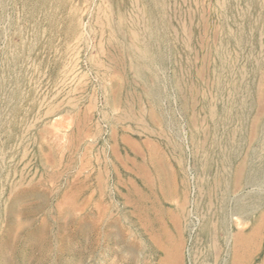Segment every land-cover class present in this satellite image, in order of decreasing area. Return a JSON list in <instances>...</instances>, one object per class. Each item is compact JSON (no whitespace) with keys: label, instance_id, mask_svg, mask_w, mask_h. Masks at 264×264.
Listing matches in <instances>:
<instances>
[{"label":"rangeland","instance_id":"rangeland-1","mask_svg":"<svg viewBox=\"0 0 264 264\" xmlns=\"http://www.w3.org/2000/svg\"><path fill=\"white\" fill-rule=\"evenodd\" d=\"M118 115L173 167L170 227L135 200L87 221L45 189L61 119L99 124L109 154ZM263 204L264 0H0V264H252L238 237Z\"/></svg>","mask_w":264,"mask_h":264},{"label":"crops","instance_id":"crops-1","mask_svg":"<svg viewBox=\"0 0 264 264\" xmlns=\"http://www.w3.org/2000/svg\"><path fill=\"white\" fill-rule=\"evenodd\" d=\"M60 122L61 143H50L41 163L45 189L53 185L63 192L58 206L71 199L75 203L69 206L82 209L85 220L117 223L131 212L135 200L134 214L141 223L170 227L177 213L165 202L177 198L178 190L175 172L158 140L142 135L140 126L118 115L111 118L108 154L99 124L78 116ZM242 222L253 226L238 237L243 249L244 239L251 241L247 263L264 264V204Z\"/></svg>","mask_w":264,"mask_h":264},{"label":"bare ground","instance_id":"bare-ground-1","mask_svg":"<svg viewBox=\"0 0 264 264\" xmlns=\"http://www.w3.org/2000/svg\"><path fill=\"white\" fill-rule=\"evenodd\" d=\"M139 36V35H138ZM137 40V39H136ZM142 49V48H141ZM147 49V47L145 48V50ZM138 50H140L139 48H138ZM147 50H149V49H147ZM150 51V50H149ZM139 54V53H138ZM145 55V54H144ZM151 55V54H150ZM142 57H143V55H142ZM145 57V56H144ZM143 57V58H144ZM149 59H150V57H149ZM24 64V63H23ZM25 65V64H24ZM26 67H27V64H26ZM31 67V66H30ZM28 68V67H27ZM70 72V71H69ZM64 75H67V74H64ZM71 75V74H70ZM69 75V76H70ZM71 77V76H70ZM64 78V77H63ZM68 79H69V77H68ZM67 80V79H66ZM63 81L65 82V80L63 79ZM62 82V81H61ZM59 83V82H58ZM60 84H62V83H60ZM35 85H36V83H35ZM64 85V84H63ZM66 85V84H65ZM61 87H62V85H60ZM40 87V86H39ZM54 87V86H53ZM52 87V88H53ZM56 87H57V85H56ZM65 87V86H64ZM64 87H63V89H64ZM55 88V87H54ZM54 88H53V90H54ZM66 89V88H65ZM58 90V89H57ZM48 99V101L50 100L49 98H47ZM47 101V102H48ZM40 102V101H39ZM50 102V101H49ZM41 103V102H40ZM48 103H46V105H47ZM50 104V103H49ZM48 104V105H49ZM41 105H43V104H41ZM41 105H39L40 107H41ZM29 126V125H28ZM28 127H26V129H27ZM29 129V128H28ZM28 131V130H27ZM179 210H181V209H179ZM179 212H181V211H179ZM188 212V211H187ZM181 214V213H180ZM183 214H184V212H183Z\"/></svg>","mask_w":264,"mask_h":264}]
</instances>
